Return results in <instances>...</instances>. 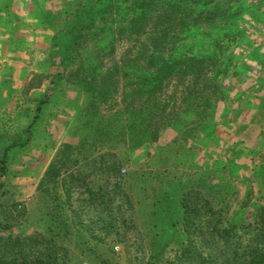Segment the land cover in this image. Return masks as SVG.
Listing matches in <instances>:
<instances>
[{
    "label": "trees",
    "instance_id": "obj_1",
    "mask_svg": "<svg viewBox=\"0 0 264 264\" xmlns=\"http://www.w3.org/2000/svg\"><path fill=\"white\" fill-rule=\"evenodd\" d=\"M94 1L58 0L60 4L48 10L47 17L57 24L58 19L66 16L68 23L55 33L53 44L59 46L60 40H74L67 65L75 61H81L82 65L76 69L72 66L66 72V79L77 77L83 85L81 94L93 106L89 107L86 102L78 104L86 117L82 123L87 131L85 139L80 143L64 142L39 180L35 196L39 227L16 236L0 235V264H71L73 241L78 248L87 249L94 247V239L126 241L131 233L141 232L135 207L143 197L150 199L153 207L147 233L150 255L146 264H161L172 242L179 253L164 263L264 264V187L251 180L244 184L238 170L246 168L264 180V161L259 162L253 156L255 150L250 156L229 166L225 164L215 172L201 173L203 187L188 186L190 173L179 170L180 164L197 158V142L205 139V143H210L214 139L219 147L227 144V136L232 131L222 123L225 109L213 122L216 112L212 109L220 108L221 102L228 105L230 99L234 107L242 100L246 105L241 121L249 122L260 111L264 122V103L260 102L264 98L263 83L260 84L263 80L255 85L256 92L247 86L238 97L232 98L230 91L221 88L216 79L208 78L209 73L222 71L218 55L173 58L174 38L166 41L164 37L189 26L191 16L189 8L177 1L103 0L98 8L93 6ZM99 23L102 25L98 26ZM110 31L114 53L99 52L91 56L97 63L85 62L81 48L89 43L91 33ZM125 40H129L128 46L118 61L115 51ZM106 58L113 61L101 76L97 67L104 65ZM63 76L64 72L59 78ZM121 81L125 89L118 100ZM46 103V99L41 100L36 111H42ZM103 103H109L113 112L85 115L91 108L99 112ZM38 119L36 113L27 128L29 140ZM77 125L81 127L79 122ZM261 129L262 126L255 127L243 141L249 142ZM165 130L172 137L167 143L163 141ZM29 140L12 141L3 148L1 175L7 173L12 150ZM159 143L162 153L158 164L151 166L152 160L147 170L127 175L121 173L123 158L117 159L115 152L100 151L106 146L126 145L136 149L147 147L148 152L151 145ZM85 145L89 146L88 152H83ZM251 157L253 160L249 162ZM254 164L261 166L259 172H255ZM222 171L233 173L228 181L220 178ZM242 190L247 198L235 204L233 195ZM76 195L78 205L74 206ZM255 201L260 204L252 210ZM13 204L17 210L16 202ZM162 212L173 218L166 227L159 219ZM21 214L30 220L27 208ZM90 215L94 221L87 222ZM204 225H209L211 240L223 243V248H219L221 255L209 258L199 252L203 245L198 247L196 239L203 237L200 228ZM244 241H248L246 246Z\"/></svg>",
    "mask_w": 264,
    "mask_h": 264
},
{
    "label": "rangeland",
    "instance_id": "obj_2",
    "mask_svg": "<svg viewBox=\"0 0 264 264\" xmlns=\"http://www.w3.org/2000/svg\"><path fill=\"white\" fill-rule=\"evenodd\" d=\"M85 1L88 3V0ZM175 1L187 6L191 16L188 17L189 26L172 31L170 35L164 37L166 41L174 38L171 46L173 58L185 55H218L222 71L217 74L211 72L208 78L211 77L213 81L216 79L221 88L230 91L232 98L238 97L247 86L256 92L255 85L260 80H263L260 84L263 83L262 87H264V0H172L171 2ZM103 2V0H95L93 6L98 8ZM58 3L60 4L58 0H0V156L3 148L10 142L29 140L27 137L30 132L27 128L35 114L38 113L39 116L31 132L32 139L12 150L5 170L7 173L0 174V235L2 236L25 234L28 230L39 227L36 214L38 203L35 196L41 176L57 156L64 142L80 143L87 135L82 124L86 117L78 104L86 102L89 107L93 104L81 94L83 85L77 77L73 75L66 79V72L70 71L72 66L76 69L82 63L75 61L67 65L73 49V39L60 40L59 46L53 44L55 33L68 23L66 16L58 19V24L47 17L48 10L55 9ZM85 10L88 11L87 8ZM193 17L195 19L191 20ZM101 25L102 23H99L98 26ZM112 34L111 31L91 33L93 37L81 48L85 62L97 63V60L93 61L91 56L99 52L114 53L110 45ZM128 41H121L118 44L115 51L116 60L119 61L123 50L128 46ZM164 54L168 55L167 52ZM112 61L111 58H106L104 65L97 67L98 74L105 75ZM63 72V78H59ZM124 89L121 81L118 100L121 99ZM45 99L47 103L43 110L37 112L39 102ZM260 102L264 103V98ZM230 103L229 99L228 105L221 102L220 108L212 109L214 113L216 112L214 123L217 116L225 109L222 123L232 131L227 136L229 138L227 144L222 143L219 147L214 139L210 143H205V139L201 140L200 137V142H197L198 139L195 140L198 143L196 146L199 147L197 158L187 164H180L179 170L190 173L188 186L203 187L201 173L207 172L206 170L215 172L222 169L225 164L229 166L233 161H240L250 156L252 150H255L253 156L259 159V162L264 161L262 112L257 111L255 116L245 123L241 121L245 102L241 100L240 104L234 107L231 103V108ZM112 112L109 103H103L99 112L91 108L85 115L91 117L98 113ZM78 122L81 126L79 128H77ZM260 126L262 129L256 131L255 135L251 133L252 140L249 138V142L243 141L251 130ZM235 139L237 141L232 142ZM171 140L172 137L165 130L163 141L167 143ZM149 148L147 152V147L136 149L122 145L106 146L100 151L115 152L117 159L123 158L121 173L127 175L130 172L147 170L152 160L151 166L158 164L162 153L161 144H154ZM86 151H89L88 145L83 146V152ZM97 152L99 151H96V155ZM77 155L75 151L74 156ZM252 160L253 158L249 162ZM253 167L256 169L255 172L261 169L257 164ZM238 170L243 175L241 182L244 184L251 180L264 187L262 176L256 177L246 168ZM222 173L220 178L223 181H228V177L233 174L232 172L228 174L226 171ZM240 192L233 195L235 204H240L244 198H247L245 190ZM8 197H11V201ZM77 198L78 195L73 197L74 206L78 205ZM13 202H16L17 210ZM253 204L251 209L256 210L260 203L255 201ZM23 208L28 209L30 220L22 216ZM152 209L151 200L144 197L140 204H136L135 218L141 232L131 233L126 241L109 239L107 242H102L94 239V247L91 249L78 248L77 242L73 241L71 264H146L150 255L147 233ZM202 213L203 210L199 212L200 215ZM90 216L87 222L94 221L93 216ZM159 219L164 227L173 220L165 212H162ZM201 219L203 220V217ZM200 229L203 237L198 236L196 240L198 247L203 245L202 251H199L201 255L209 258L221 255L219 248H223L221 246L223 243L210 239L212 235L209 232V225H204ZM246 242L248 241H244L245 246ZM178 253L177 245L172 242L165 251L164 261L173 260ZM164 261L161 264H169ZM187 264L196 263L188 261Z\"/></svg>",
    "mask_w": 264,
    "mask_h": 264
}]
</instances>
